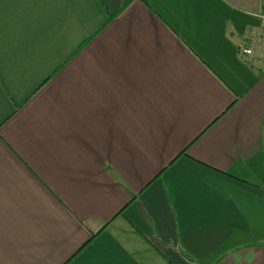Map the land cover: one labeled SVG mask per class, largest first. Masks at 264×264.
Returning a JSON list of instances; mask_svg holds the SVG:
<instances>
[{
  "label": "crops",
  "instance_id": "obj_1",
  "mask_svg": "<svg viewBox=\"0 0 264 264\" xmlns=\"http://www.w3.org/2000/svg\"><path fill=\"white\" fill-rule=\"evenodd\" d=\"M263 17L0 0V264H264Z\"/></svg>",
  "mask_w": 264,
  "mask_h": 264
},
{
  "label": "built area",
  "instance_id": "obj_2",
  "mask_svg": "<svg viewBox=\"0 0 264 264\" xmlns=\"http://www.w3.org/2000/svg\"><path fill=\"white\" fill-rule=\"evenodd\" d=\"M263 21H264V17H263ZM243 52L246 53V54H250L251 51L249 49H243Z\"/></svg>",
  "mask_w": 264,
  "mask_h": 264
}]
</instances>
